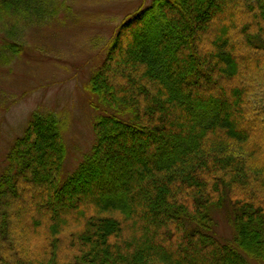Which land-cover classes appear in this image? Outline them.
Masks as SVG:
<instances>
[{
  "label": "trees",
  "instance_id": "trees-1",
  "mask_svg": "<svg viewBox=\"0 0 264 264\" xmlns=\"http://www.w3.org/2000/svg\"><path fill=\"white\" fill-rule=\"evenodd\" d=\"M49 1L0 0V20ZM88 86L95 140L66 178L53 113L10 148L0 264H264V0H152Z\"/></svg>",
  "mask_w": 264,
  "mask_h": 264
},
{
  "label": "rangeland",
  "instance_id": "rangeland-1",
  "mask_svg": "<svg viewBox=\"0 0 264 264\" xmlns=\"http://www.w3.org/2000/svg\"><path fill=\"white\" fill-rule=\"evenodd\" d=\"M151 1L56 0L47 3L48 13L24 6L5 12L0 43H16L21 50L9 63H0V175L34 111L53 113L59 122L66 149L63 179L90 152L99 114L90 76L121 23ZM226 212H215L214 231L222 239L230 237Z\"/></svg>",
  "mask_w": 264,
  "mask_h": 264
}]
</instances>
